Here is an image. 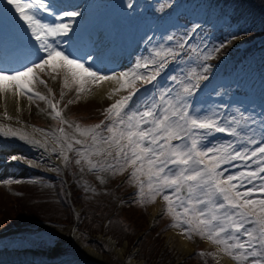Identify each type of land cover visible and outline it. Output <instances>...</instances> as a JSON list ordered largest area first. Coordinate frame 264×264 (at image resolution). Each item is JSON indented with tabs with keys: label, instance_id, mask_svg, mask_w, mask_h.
Instances as JSON below:
<instances>
[{
	"label": "snow or ice",
	"instance_id": "snow-or-ice-1",
	"mask_svg": "<svg viewBox=\"0 0 264 264\" xmlns=\"http://www.w3.org/2000/svg\"><path fill=\"white\" fill-rule=\"evenodd\" d=\"M78 8L58 0H0V18L11 17L19 23L17 31L27 38L34 57L19 68L0 66V102L14 103L19 112L21 97L29 103L44 101L52 119L72 128L57 110L58 102L35 91L36 84L47 83L41 74L51 75L53 80L61 77L65 88L76 85L75 100L69 104L91 91L88 86L101 82L118 85L107 94L109 99L118 98L104 109L105 119L99 124L75 125L82 139L69 136L64 127L52 132L33 129L44 135L42 142L24 126L9 123H0V137L18 139L47 152V137L51 136L56 145L51 151L65 165L74 144L80 145L75 149L79 157L75 163L80 165L83 160L89 171L116 174L130 167V180L138 186L137 202H155L161 197L166 213L172 216L171 227L181 229L188 239L195 234L210 241L218 253L237 264H264V106L257 113L242 102L202 107L194 99L211 83L214 66L207 61L238 34L229 33L215 44L202 42L203 47L186 48L200 27L197 24L181 39L167 35V46L161 43L146 49L147 54L136 57L127 68L105 72L98 66L99 40L83 55L68 50L79 36L75 25L82 13ZM151 39L148 37L149 42ZM170 63L177 67L169 70ZM137 82L151 88L144 87L139 95ZM214 95H219L218 88L212 89L210 101ZM3 117L20 125L19 118L7 110ZM217 134L227 139L217 138ZM93 156L101 159L93 161ZM38 240L54 243L42 237Z\"/></svg>",
	"mask_w": 264,
	"mask_h": 264
},
{
	"label": "trees",
	"instance_id": "trees-1",
	"mask_svg": "<svg viewBox=\"0 0 264 264\" xmlns=\"http://www.w3.org/2000/svg\"><path fill=\"white\" fill-rule=\"evenodd\" d=\"M147 1L150 4L141 16L143 19L161 20L166 15L177 13V19L184 23V26L176 27L172 35L179 39L180 35L186 31L185 27H190L197 18L198 6L211 0H182L178 6L171 3L172 0ZM212 1V5L209 3L212 6L209 11L224 9L223 24L213 26L209 21L197 30L199 31L198 34L196 33L197 37L210 35L207 44L211 45L222 40L229 33H237L245 42L246 46L242 45L245 48L241 49L242 46H238L239 42L233 40L217 53L216 59L223 54L230 56L228 61L236 57L234 64L230 66L236 67L241 63L245 64L257 52L258 55L260 54L259 65L264 67V0ZM200 23L201 21L197 22V24ZM230 69L227 64L224 65L221 74L226 75ZM68 101V96L60 100V111L64 119L72 123V128H68L67 124L62 125L59 119H52L51 115L47 114L51 113L48 107L44 109L46 122L43 123L55 130L60 126L64 127L65 132L73 136L76 133L74 130L76 124L87 127L99 124L105 119L104 109L94 101L84 104H69ZM42 104L46 102L42 101ZM79 139L82 138L79 137ZM73 147L74 151L71 152V159L65 171L66 180H72V183L68 185L71 191L70 196L65 193L60 177L54 180L51 175L44 174L32 180L15 183L13 192L3 189L12 201L9 207L0 206V230L10 225L32 221L50 222L63 227L75 226L82 234L94 238L97 243L95 247L100 252L106 241L98 236H109L117 244L122 245L126 241L127 247L137 248L136 257L143 260V264H161L167 261L170 256L163 248L161 233L172 225L173 219H161L159 223L149 228L148 220L142 216L141 211H146L150 202L146 199L140 203L137 202V198L129 201L128 192L132 181L125 179L124 182L118 183V177L121 174L119 172L113 174L110 171H89L88 165L83 160L80 165H77L75 161L79 157L75 149L81 146L74 144ZM113 155H115L114 151ZM91 159L96 161L101 157L93 156ZM77 205H80L81 211L75 214L74 207ZM134 209L141 211L138 210L136 213ZM8 215L10 218H7ZM200 253L199 248L178 264H213L208 253H204V256ZM106 260L104 264H112L111 259ZM116 262L127 264L118 258Z\"/></svg>",
	"mask_w": 264,
	"mask_h": 264
},
{
	"label": "rangeland",
	"instance_id": "rangeland-1",
	"mask_svg": "<svg viewBox=\"0 0 264 264\" xmlns=\"http://www.w3.org/2000/svg\"><path fill=\"white\" fill-rule=\"evenodd\" d=\"M145 1L146 0H114L111 3V4H114V3L118 4L116 15L119 17V21L121 22L122 20L123 23H125V26L126 24L130 23L131 25H134L136 29V36H135L136 45L135 46L137 47H136L135 58L138 56L146 55L147 54L146 49H153L158 44L163 43L167 46L169 43L166 39L167 35L163 37L162 34H164V32L174 24L173 19L171 20L166 19L165 21L161 23H152L151 20H147L140 24L138 20V16L135 17L134 15L142 11L144 7L147 6V3ZM179 1L180 0H178V2ZM175 2L176 0H172V3H175ZM103 3L104 2H102L101 0H92V2L88 5L86 9V13H85L86 16L84 17V22L79 27L80 31H84L93 25L94 23L93 21L95 17L102 11V9L100 11L98 9L101 8L100 6H103ZM129 3L133 5L131 8L127 6ZM181 3H182V0H181ZM111 4L109 5V7L111 6ZM196 10L197 11L199 10V13L201 12L198 20L212 19L214 26H218L219 24H221L222 20H224L223 8L218 10L215 13H210V11H207L205 9L204 5L200 4ZM8 22L13 24L18 30L19 23L16 20L12 19L11 17H8ZM195 23L196 22H193L191 26H193ZM177 24L178 23L176 22L173 26H176ZM112 26H113L112 22H107L106 24L102 26L101 31L108 32L110 31V28ZM191 26L189 27L188 30H190ZM19 33L22 36V38L27 40L26 37H23L22 31H20ZM148 37H152L151 42H149ZM233 40H236L239 42L238 46H242L245 44V42L241 39L240 36H238V38L233 39ZM202 42L204 43V38L201 40V43ZM191 44L192 43L189 42L186 45L189 46ZM216 55L217 53L214 55V58L211 59V62L210 60L207 61V63L214 66L211 83L209 84V87L206 88L203 92H200L197 94V96L194 98L195 103L202 107L205 105H207L208 107H221V106L227 105V103H229L230 100H233L232 103L238 104L242 102L245 107L250 108L249 104L245 103L247 102V100L243 101L241 98H235V96H233L234 94L227 95L226 91L219 90V86H217V84L221 82H229V81H234V80L238 82L240 81V83L246 84L247 87L250 88V91H249L250 93L257 94V95L263 94L264 93V67H260L259 65V59H260L259 55L255 53L251 57L248 63L246 64L241 63L237 65V67L231 70V73L229 75L226 74V75H223V77L221 76V74H219V71L222 65L227 64V67L231 68L230 66L234 64V61H233L234 58L231 61H228V59L230 58L228 54H223L222 58L219 57L218 59H216ZM176 67H177L176 64L173 63L170 66V70L175 69ZM41 77L44 80H46L47 82L46 85L49 86L52 80L51 75L41 74ZM60 83L62 87L61 91H63L64 85H63V80L61 77H60ZM137 83L140 84L139 86H141V82H137ZM88 87L91 88V86H88ZM144 87L151 88V85L141 86V92L139 93V95H143ZM53 88L55 89V87ZM59 88L55 90L59 92ZM213 88H218L219 95L212 96V99L210 101L209 94L212 92ZM37 89L42 90V87L36 84L35 90ZM70 90L72 91V94L69 97V99L75 100L76 85H72ZM41 93L44 95V91H42ZM123 94H126V93H123ZM49 98L53 99L54 102H58V99L57 98L54 99V96L51 97L49 95ZM254 98H255V101L258 102V104L264 103V95L254 96ZM21 99H22V102L24 103V106L21 108V111L18 112L20 115V118H23L25 121L32 120L36 122L38 121L46 122L45 115H42L41 112L38 115L37 110L38 111L43 110L42 104L39 102L38 99H34V101L31 103H29L26 97H21ZM114 99L115 98L109 99L108 95H106L103 98L98 99L96 97L85 96V93H82L81 98L77 100L75 103L84 104L89 101H95L103 109H106L111 103L114 102ZM251 101L252 100L249 99L248 102L251 103ZM252 108L253 107H251V109ZM256 112L258 113V111ZM40 128L47 129L51 132L53 131V130H50L44 127H40ZM73 136L76 137L78 136V134L75 133V135ZM77 138L79 139V137ZM23 153H25L27 156L20 152H13V151L7 152L5 154L3 164L0 165V183H1L0 192L2 193L0 194V206L9 207L11 205L10 202L12 201L9 198V196L6 193H4V190H5V189L3 190L4 186L7 190H10L12 192L15 189L14 182L5 183V181L11 180V179L15 180L16 179L15 177H18V176L19 177L30 176L34 174L32 173L33 171H31V169L40 170L47 174L62 175L63 170L66 168V165L62 164L56 167L57 170H53L55 167L49 170L50 169L49 166L45 165L41 161H38L37 159L32 157L30 154L26 152H23ZM11 156H16L21 159L13 161V160H10ZM19 161H23L26 164L31 165V168L30 169L18 168V167L16 168L15 165L19 163ZM14 173H17V174L11 177L9 176L10 174H14ZM3 183H4V186H3ZM154 207H159L157 213H155V216L152 215L154 211ZM165 207H167L166 202H164L161 197H157L156 201L152 202L149 205L148 210L141 211L140 209H134V212L137 213L138 210L141 211L142 216H144L145 219L149 217L152 220V217H153V224H154V222L157 223V220L159 222L161 219H163ZM7 218H10V216L8 215ZM163 224H167V223H163ZM53 230H56V232L53 233ZM12 231L16 233L14 236L9 237L8 234ZM175 231L176 233L174 237L173 232ZM0 235H3V238L0 239V250L7 248L11 251H20V252L27 251V250L34 251L38 255L39 264H96L94 262L95 258L89 255L86 252L85 248L87 249L92 248L99 255L100 261L98 259L97 260L100 263L98 264H104L105 261H107L106 259H111L112 264H117L116 262L117 258L118 259L123 258L122 260L124 262H128L129 264H137L135 262H139V264H142L141 262L142 260L136 257L137 248L131 249V246L127 247L125 243H123V245L117 244L116 241L111 238L112 243H109L107 241V244L105 243L101 247L102 252H100L99 249L95 247L97 243L95 242L94 238L88 237L86 235L79 233L74 226H67V227L64 226L63 227V226L52 224L49 222H39V223L32 222V223L20 224L17 226H10L8 228L2 229L0 230ZM161 236L163 237V240H164L163 248L166 249L167 254L170 256L167 261H163L161 264L180 263L183 258L192 254V252L196 248H200L201 251H204V252L210 251L211 253L215 254V255H212V257H210L211 260L213 258L214 264H222L223 262V260L218 258L219 254H222V253L217 252V247L213 245L210 241H207L206 239H201L198 235L193 234L192 239H188L187 235L183 234L181 229L169 227L163 232V235ZM39 237H42L50 241H54V243H50V244L41 243L38 240ZM180 237H185L188 239L189 245L191 244L190 246L192 247L190 250H186L185 247H182ZM108 239L110 238H107V240ZM115 249H122V252L119 253ZM225 256L229 258V260L233 261L229 256L227 255ZM112 260H115V261H112ZM233 262H235L236 264V261H233Z\"/></svg>",
	"mask_w": 264,
	"mask_h": 264
},
{
	"label": "bare ground",
	"instance_id": "bare-ground-1",
	"mask_svg": "<svg viewBox=\"0 0 264 264\" xmlns=\"http://www.w3.org/2000/svg\"><path fill=\"white\" fill-rule=\"evenodd\" d=\"M63 4H74L78 5V10L82 13V18H76L78 23L75 25L76 32L79 34L76 39L74 48L68 49L69 51L74 52L76 55H83L85 52L90 50L94 43L98 40L101 42V46L97 49V51L101 54V60L99 63V67L103 69L105 72L116 69L117 71L121 69H125L129 64L125 62V56L131 46V38L134 35V25L130 23L126 24L118 21L119 17L116 15L118 4H111L109 8H107L100 17L105 16L103 20L99 23L94 21L93 25L84 31H80L79 27L84 22V17L86 16V9L88 5L92 2V0H58ZM2 20H7L6 18H0ZM44 19H50L45 16ZM113 21V27H111L110 31L105 32L101 31L102 26L105 24L106 20ZM27 45V46H26ZM17 47L18 51L16 53L13 52V48ZM30 45H28L27 40H23L20 44L17 43H9V42H0V66L6 67L8 69L19 68L23 64L28 63L30 59L34 57L30 52ZM2 57H7L3 59ZM118 87V85L110 84L108 82H101V84L91 85V91L85 93V96L96 97L98 99L105 97L108 92L112 90V88ZM123 94V93H121ZM114 98H118L114 97ZM20 108L24 106L22 99L19 101ZM0 123H9L13 126H24L25 130L29 133H32L35 138L40 139L42 142L45 137L40 132H34L33 129H43L36 126L31 125L26 122L23 118H20L19 113L16 111V105L14 103H2L0 102ZM7 110L10 115L13 117H18L20 121V125L16 124L15 119L13 121H7L3 117V111ZM47 130V129H44ZM48 132H51L47 130ZM48 139V151L45 152L43 148L33 147L28 145L25 142H22L18 139H6L0 137V165L3 163V158L6 152L13 150L14 151H23L30 154L32 157L41 161L45 165L49 166V170L53 167H57L62 165V158H58L57 153H53L51 149L55 147V143L52 141V137H47ZM9 155V154H8ZM46 166V167H47ZM48 168V167H47ZM159 207H154L153 214L157 213ZM153 220V217H152ZM56 230H53V233ZM16 232L12 231L8 234L9 237L14 236ZM175 232L173 235L175 237ZM3 238V235H0V239ZM182 247H185L186 250H190L192 247L189 245L188 239L185 237H180ZM112 243V242H111ZM114 243V242H113ZM86 252L91 255L96 264L98 262L99 255L92 248H85ZM117 252L121 253L122 249H115ZM219 259L223 260L222 264H235V262L229 260L225 255L219 254ZM98 259V260H97ZM34 260V261H32ZM38 255L36 252L27 250V251H11L7 248L0 250V264H39ZM132 260V259H131ZM137 261V260H135ZM139 264V262H135Z\"/></svg>",
	"mask_w": 264,
	"mask_h": 264
},
{
	"label": "water",
	"instance_id": "water-1",
	"mask_svg": "<svg viewBox=\"0 0 264 264\" xmlns=\"http://www.w3.org/2000/svg\"><path fill=\"white\" fill-rule=\"evenodd\" d=\"M107 241H108L109 243H111V239H108Z\"/></svg>",
	"mask_w": 264,
	"mask_h": 264
}]
</instances>
